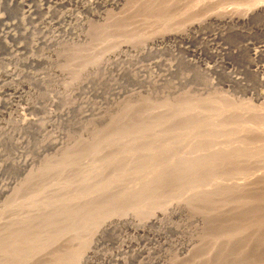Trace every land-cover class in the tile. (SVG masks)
<instances>
[{"label": "bare ground", "instance_id": "bare-ground-1", "mask_svg": "<svg viewBox=\"0 0 264 264\" xmlns=\"http://www.w3.org/2000/svg\"><path fill=\"white\" fill-rule=\"evenodd\" d=\"M201 1H204V0H201ZM206 1H208V0H206ZM210 1L211 0H209L208 2H210ZM215 1H217V0H215ZM231 2L235 3L233 1H231ZM250 2H251V0H250ZM246 4L248 5L249 2ZM252 4H253L252 6H250V4H249L250 7L248 6L247 7L248 9H244V8L241 9L242 11L240 10V8H242L243 6H241L240 8L239 7L234 8L232 6L233 8L229 9L228 7H226V8L224 7V9L217 11V12L215 11L214 13H211V12H213V10H212L210 12L211 14L207 13V15L210 16L211 19H213V20L228 22V21H243L246 18H248L249 15H252L255 12H262L264 14V1H262V0L257 1L256 0V1H253ZM240 5H241V3H240ZM217 7H218V5H217ZM219 7H220V5H219ZM65 17H67V16H65ZM163 19H162V21H163ZM184 19H186V18L184 17ZM178 20H179V18H178ZM159 21H160V19H159ZM79 22H81V21H79ZM176 24H173V27L170 28L169 30L164 28L163 25H162L163 28L154 29L150 32H147V31L141 32V30H139V32L137 31L138 35L134 34L136 36H134L131 33L132 31L130 32V30H131V28H133V26H131L130 30L127 28L123 29L124 37L120 36V34H119V37H122V38H117V37H116L117 39L114 38L115 40L113 41L114 43H112V46L111 45L107 46L110 48H107L105 45L104 46L102 45L103 51L99 52L98 54H92L89 56L80 57L79 49H78L77 52L75 54H73L75 57L74 63L76 62V64H77V65L75 64V66H74V64L71 63V62H73L72 61L73 59L71 60V62L70 61L68 62L69 59H65L64 55L62 56L63 58H59V55H57L55 60L58 62L61 60V62L58 63V65H57L58 67L56 66V68L51 70L52 72H49V74L47 76H41L39 74L28 73V72L24 74V73H20V72L14 71V70L6 71L5 75L8 78L11 77L15 81H16L17 77H20V79L19 78L18 79L21 80V77L23 78L24 75L31 78L34 81L39 82V83L47 82L48 80H51V81H54V85H56V82L58 83V81L60 80V83H58V85H56L57 90L55 91L56 94L53 97L51 96L52 95L51 93H50V95H47L48 97H45L44 95L41 96L42 94H40V96H39L38 94H36L35 91H32V90L31 91L26 90V92H24V94H19V96L21 97V101H23V104H25V107H24L25 109H41V107L43 106L42 100L50 102V104L49 103L47 104V102H44V103H46V105H51L52 103L53 104L54 103L55 104H58V103L63 104V107H61V109H59L57 112H55V113L49 112L46 115L44 114L45 117L41 116L42 119L41 118H34V117L28 118L27 116H26L27 117L26 118L23 116L24 113H23V115L18 113L17 119H16V120H18V122H16V124H14V125H12V124L3 125V127H1V129H0V140L1 139L4 140L7 137L9 138V136L12 133L18 134L17 139H15L16 141L11 142L13 146L22 147V148L28 147V143L26 142L27 140H25V138L23 136H21V134H20L22 131L30 130V129L36 130L37 128H41V127L44 128L45 130L47 127L52 128L54 126V128H55L56 127L55 122H56L57 118L63 120L62 122H64L65 120L69 121V120H71V115L74 113H76V117H78L79 123L86 121V120H88V121L89 120L99 121V120H104V119H110V118L111 119L109 120L110 121L109 123L107 121V124H106V127L104 128V131L97 132V130L94 131L93 128L84 126V129L87 131V132L85 131V133H86L85 137H84V133L83 134L81 133L82 135L80 134L81 136H79L77 138H75V136H73L74 138H71V137H69L68 133L64 134V132L63 133L61 132L60 135H49L46 132H45V135H43V133H41L43 135L42 136L43 140H41L40 144L37 146V148H35V153L40 154L41 149H43V148H56V153L58 154V157L53 159L52 161H50V159H48L49 161L47 160L46 162H44V164H41L36 169L33 168L34 165H33V158L32 157H29L26 155V156L20 157L18 159H11L10 157H6V155L3 153L4 150L2 151V149H0V173L2 171H4L5 168L10 167V166H14V167H17L20 169H24L27 172L25 174L26 176L24 177V179H22L20 182L9 181L5 184L2 183V185H0V204L5 203L3 206H0V207H2L0 210V228L4 226L2 228V229H4V232L3 233L1 232L3 235L0 238V247H2V246L7 247L5 250L2 248V253H0V264H3L2 261H4V263L6 262L4 260V258H5L4 254H7V252H8V254L12 253L14 256H17V257H20V255H21V258L27 260V259H30L31 255L34 254L36 252V250L41 252L40 255L43 254V255H46L48 257L50 256L48 254L52 253L49 258H51V257H54V258H51L52 261L50 260L51 261L50 264H85L93 256L98 254L99 251L96 250L97 249L96 248V243H97L96 241H99V238L101 239L102 234L106 231H111V230L114 231V229L117 226H119L121 224H125V223L131 224L136 229H139L142 231H147V227L149 228L150 226L158 225L159 230H158V232L157 231L156 232L159 235V237L163 236V233H165V230L169 231L168 229L174 230L177 234V237H175L176 239L173 240L174 241L173 244L171 242H169V241H171V240H169L168 243L162 244L160 249L158 247L157 251H161V250H163V251L159 252L160 253L159 255L156 254L157 257L154 256V254H152L151 251L147 250L145 252V250H144L143 252L146 254L140 255V258L137 259V264H147L150 260H154V259L157 260V262H156L157 264H206L207 259H208V261H210L209 264H211V261H212V264H214L215 262L213 263V259L210 258L211 255L213 256V254H214L217 256V254L219 253L220 254V255L218 254L220 256L219 258L222 259L221 253H222V255H224L226 252L230 251L228 249L227 250L224 249L226 252H224V253H223V251L221 252L222 246L225 245V242L230 243L233 241L235 242L237 240L240 241V240L246 239L248 241H253L252 244H254V242L256 240L259 241L260 236L262 238V235H264V165L261 166L259 164L258 167H256V169H252V171H250V170L249 171L248 170L242 171L241 167L238 169V167L236 166L237 169L234 171V173H239L238 175L241 174V176H243L242 174H245L244 177H242L243 180L225 182L223 180L222 181L220 180L221 179V173L219 172L220 170L218 171V169H217L218 167H215V165H214V164H216V161H214L215 158H214V160H211V157H210V161L208 160L209 162H207V164H206L207 166L205 164H203L206 162V160H205V162L202 163V160L205 159L204 157H207V153L205 155L203 153L204 151L203 152L199 151V152L201 154L203 153V155H205V156L195 155L193 158L188 160V162L190 164L192 162L191 165L185 164L186 165L185 167H176L175 165H176L178 160H174L172 163L169 164L170 166L165 165L166 167L161 166L160 163L157 162L156 164L159 163L160 166L158 165L157 168L154 167V169H153V165H152V168H150V167H147L146 164H148V163L151 164L152 162H155V160L152 161L151 158L153 156H155V154H157L158 152L160 153V151H158V150H160L161 147L159 149H157V148H154L156 145L153 147L152 144L149 145L150 144L149 143L144 152H137V150L134 151L135 149H133V147L134 146L136 147L137 143L140 142V140L142 138H144V136H146V135H150V138H148V139L150 141H153V142L155 140L157 141V139H159L161 137V136H156V132H153L154 125L152 123L149 124L150 122L148 123V121H150L149 119H152L154 121V123L156 121L160 122V120L163 117H166L168 115V111L170 112V110H171L170 105L171 104L167 105V104H169L168 101H167V103L164 102L162 104V106L161 105L159 106L160 107L159 109L154 110L152 108L153 110L150 109L149 110L150 112L148 113L149 103L147 105L146 102H148V100L146 102L144 101V103L147 106L146 107L144 106L142 108V111L143 112L146 111V112L144 114L142 112V114L140 113L141 115L138 116L140 118V121H141L140 125L141 124L142 125L140 126V128L139 127L136 128L135 135H131L129 132L130 131L129 129L132 128L131 126L133 124H135V121L132 123V122H129V120L134 119L135 118L134 115H136V113L132 112V110H131L133 107L130 104L131 102L130 103H128V102L124 103L123 100H121L122 101L121 104L118 105V104H116L118 102V101H116V99H120L121 97H124V96L130 98V96L133 94L128 89L121 91L122 86L120 85V83H117L116 79L119 77H123L124 75L130 74V73H135L136 75L139 74L138 77H140V78L138 79L139 81H138V83H136V85H137V87L138 86L141 87V89L145 88V86L143 88H142V86L145 83H149L150 81H152L151 85H154V84L156 85V84L162 83L163 81L168 79L167 76L170 75L171 73H173L175 71V67H177L175 62H174V67L170 66L169 68L164 69L165 72L163 71L164 72L163 76L162 75L157 76L158 80H156L157 78H154V79L151 78L152 80H149V78H148L149 75H146V77H145L142 74L144 67L140 66L139 68H137L139 70V72H137L138 73L137 74L136 71H138V70L132 69L128 64L131 62L133 63L134 60L137 62V60L139 59L137 56L146 50L145 45H148V43H151L150 41H152V40L161 41V39H164V38L182 37L183 29L186 28V26H185L186 24H181V23L179 25H176ZM120 25L118 24V26H120ZM187 25H188L187 27L189 28V24H187ZM129 26H130V24H129ZM137 27H140V26L137 25ZM120 28H121V26L119 27V29ZM116 29H117V27H116ZM146 29H144V30H146ZM101 31H103V29ZM101 31H98V32L95 31L97 33L96 35H98L97 37L100 38V40H99V38L96 37L98 39V41L100 42V44H102L107 39V38H105L107 36V33L104 32L105 30L103 32H101ZM135 32H136V30H135ZM64 33H65V31H64ZM123 33H121V34H123ZM108 35H109V32H108ZM182 39H184V38H182ZM55 42L59 43L58 41H55ZM93 44H95V43H93ZM132 49L134 51H138V52L136 54H130L131 52L127 53L128 51H131ZM136 57L138 59H136ZM49 58H50V56H47L46 58L43 56L42 57H30L29 61H40V60L47 61V59H49ZM144 66H146V65H144ZM147 71L149 73V70H147ZM100 72H101V74H100ZM24 78H26V77H24ZM182 78H185V77H182ZM27 81L30 82L29 79ZM91 82H97L98 86H100V84H106V83L110 84L109 95L110 96L113 95L114 97H109V95L105 96V98H104V99H106L105 102H103L102 104L94 105L92 102H90L89 95L90 94L91 95H97L101 92H100L99 87L91 86L90 85ZM168 84H169V82H168ZM134 85H135V83H134ZM149 85H150V83H149ZM160 85H162V84H159L158 87ZM165 85H167V84L165 83ZM163 86H164V84H163ZM22 87H23V85H22ZM139 87H138V89H139ZM82 91L83 92L86 91L87 92L86 94H88V96L85 93L84 94L86 96H84ZM124 91H126L127 93H122ZM134 91H135V89H134ZM128 92H130V93H128ZM138 93L135 92L134 94L136 95ZM185 93H184V95H185ZM46 94H48V92H46ZM20 97H18V98H20ZM78 98L81 99V103L77 100ZM127 99H126V101H127ZM208 100L210 101V99H208ZM186 101L184 100L183 104H181V106L179 105V107H176L177 110H175V111L173 110L171 112V116H170L171 119H168V117H167V119L170 121V123H177V124H175L174 127H177L176 125H178V122H179V129H181L180 123H182V122L186 123L191 118L192 119L197 118L196 117L197 114H196V112H194L195 108L192 106V104H187ZM189 102H190V99H189ZM203 102H205V100ZM226 102H227V100H226ZM194 103H193V105H194ZM215 104H219V102L215 103ZM215 104L214 105L210 104V107H211L210 111L211 112L209 114L211 115V119L213 118V121L215 119H219V117L222 114L224 115L225 113L227 115H231V116L233 115L234 119L237 115V116H239L238 117L239 120H244L247 117L246 113H244L243 110L248 105L243 107L244 109L241 111L239 108H238L239 110H236V109L232 110L229 107L226 109L224 108L223 111L220 112V109L223 107L222 105L224 103L223 104L221 103V105L220 104L215 105ZM2 105H4V104H2ZM19 105H20V103H19ZM208 105H207V107H208ZM224 105H226V104H224ZM199 106H200V108H197V110L200 109L202 111V109H201L202 105H199ZM215 106L217 108L213 109V108H215ZM19 107H21V106H19ZM174 107H175V105H174ZM226 107H228V106H226ZM251 107H252V105H251ZM16 109L18 110V108H16ZM248 109H249V107H248ZM253 109H254V106H253ZM3 110H5V109H3ZM137 110H139V109H137ZM226 110H227V112H225ZM246 110H247V108H246ZM115 111H116L115 115H112V117H110V118L109 117L106 118L111 112L115 113ZM130 111H131V113H134L133 114L134 118L132 117V114H131V116L129 115ZM205 111H203L204 114H203V112H201V114H203V116L206 115ZM207 111H208V109H207ZM249 111H252V110L250 109V110H248V112ZM259 111H260V109H259ZM136 112H138V111H136ZM256 113H257V111H256ZM256 113H253V111H252V113L250 112V114L248 116V122H247L248 126L243 121H240L238 126L236 125L234 127L236 132L238 133V135L239 134L243 135L244 133L246 136L248 134L249 135L250 134L257 135L258 137L264 135V127L261 126L263 123L261 122V124H260L259 117H258L259 123L256 122L257 125L248 124V123H250L251 117H252V119L255 118L254 116L256 115ZM151 116H152V118H149ZM203 116H202V118H203ZM129 117H132V119H129ZM199 117H198V119H199ZM249 117H250V119H249ZM205 118H206V116H205ZM262 118H260V119L262 120ZM135 119H137V117ZM163 119L165 120L166 118H163ZM163 119H162V121H163ZM204 119H202V120H204ZM211 119H210V121H212ZM220 119H221V117H220ZM4 120L5 119H3V121ZM10 120H11V117H10ZM199 120L201 121V119H199ZM224 120H226V119H224ZM255 120H257V119H255ZM42 121L44 122V124ZM57 121H59V120H57ZM215 121L211 122L212 126L214 125V127L217 126V121L216 122ZM226 121H228V120H226ZM229 121H231V119ZM232 121H233V119H232ZM232 121H231V123L234 126V122H232ZM165 122H167V120ZM195 122H197V121H195ZM4 123H6V122L4 121ZM7 123H8V121H7ZM57 123H60V121ZM236 123H238V122H236ZM251 123H254V122H251ZM1 124H3V123H1ZM83 124H81V126ZM137 124H135V125H137ZM229 124H230L229 122L228 123L225 122V124L222 127H221V125H222L221 124L220 130L225 131V133L229 132L231 130V128H229L230 127ZM258 124H260V125H258ZM164 125H166V123H164ZM193 125H195V123H193ZM197 125H198V123H197ZM202 125H204V124H202ZM232 125H231V127H232ZM159 126H161V125H157V129ZM188 126H189V124H188ZM188 126H186V127H188ZM169 127L167 126V128H166L167 132L169 131L168 130ZM201 128H199V129H201ZM217 128L218 127H216V129ZM73 129H75V126L73 127ZM184 129H185V126H184ZM204 129H205V127H204ZM208 129H209V126H208ZM164 130H165V127H164ZM176 130L178 133V128ZM166 131H164V133H166ZM181 131H182V129H181ZM182 132L184 133V131H182ZM209 132H210V130H209ZM220 132H222V131H220ZM231 132L233 133V131H231ZM231 132H229V133H231ZM212 133H213V131H212ZM212 133H210V134L212 135ZM215 133H216V131H215ZM180 134H182V133H180ZM192 134H194V133H192ZM202 134L207 135L209 133L207 132V134H206L204 132ZM219 134H221V133H219ZM215 135H217V134H215ZM221 135H219V136L222 137ZM180 136L182 138L184 135L183 136L180 135ZM198 136H201V135H198ZM224 136L225 135H223V138H224ZM157 137H159V138H157ZM175 137H174V139H175ZM231 137H233V136H231ZM195 138H196V136H195ZM237 138H239V137H237ZM250 138L252 139V137H250ZM200 139H201L200 142H203L202 138H200ZM247 139H249V138H247ZM164 140H165V138H164ZM177 140H179V139L177 138ZM212 140L214 141V139H212ZM223 140L224 139H222V141ZM255 140H256V138H255ZM168 141L169 140H167V142H165V145L167 143H169ZM189 141H188L187 145L191 143V142L189 143ZM230 141H231V139H230ZM170 142H171V140H170ZM225 142H228V141H225ZM248 142H249V140H248ZM257 142H258V140L255 141L256 144H257ZM145 143H147V142H145ZM160 143L161 142H159V145H160ZM184 143H186V142H184ZM203 143H205V142H203ZM207 143H208V140H207ZM211 143H212V141H211ZM216 143H215V145L219 146V144H216ZM228 143H225V146ZM235 143L237 144V142H235V141L232 144L235 145ZM172 144L174 147V142ZM223 144L221 143V145H223ZM250 144L251 143H249V145ZM125 145H130L129 146L130 149H128V150L122 149V148H124ZM175 145H176V142H175ZM190 145H192V144H190ZM194 145L195 144H193L191 146V148ZM202 145L198 144L197 146H201L200 148H202L203 147ZM246 145H248V144L246 143ZM121 146H123V147L120 148ZM197 146H195V147L197 148ZM230 146L232 147V145H230ZM241 146H243V145H241ZM241 146H239V147L237 146L238 148L235 147L236 148L235 150L239 151L242 148L244 149L245 147H247V146H245V147L243 146L241 148ZM170 147H172V145H170ZM217 147H214V145H213V148L215 149V151L217 150L216 149ZM227 147H229V146H227ZM252 147H253V144H252ZM139 148H140V146H139ZM139 148H138L139 151L141 149H143V148H141V149H139ZM176 148H177V145H176ZM211 148H209V149L211 150ZM250 148H251V145H250ZM104 149L106 150V152L104 151ZM163 149L166 150V147L164 146ZM178 149H180V148L178 147ZM181 149H183V148H181ZM256 149H257V147H256ZM260 149L264 150V145L263 144L261 145V143L258 146V150H260ZM156 150L158 151L157 153H156ZM254 150L252 152H251V150L249 151V153H250L249 159L257 160V161H252L253 166H255V164H258V163H261L262 161H264V159H263L264 154L259 152V151L254 152ZM167 151L169 153V148L167 149ZM219 151H217L215 154H217V153L219 154L220 153ZM195 152H197V151H195ZM195 152L193 151V153L191 152L189 154L193 155V154H195ZM221 152H222V150H221ZM231 152H230V154H231ZM163 154H164V150H163ZM166 154H167V152H166ZM173 154H175V152ZM186 154L188 155V152ZM223 154H224V152H222V155ZM245 154H246V152H245ZM245 154H243V155L245 156ZM106 155L108 156L107 160L105 159ZM159 155H162V154H159ZM233 155H234V153H233ZM233 155L231 157L229 156L230 159L227 158L228 164L233 163V159H234V158H232ZM167 156L168 155H166L164 159H166ZM176 156H175V158L174 157L173 158L176 159ZM210 156H214L213 153H212V155L210 154ZM238 156L239 155H236L234 161L236 160V158ZM161 157H163V155ZM246 157H248V156L246 155ZM168 158H171V157L169 156ZM201 158H202V160H200ZM181 159H183V158H181ZM157 161H158V159H157ZM162 161H163V159H162ZM170 161H172V160H170ZM179 161H180V159H179ZM200 161H201V163H200ZM218 161H220V160H218ZM248 161H250V160H248ZM186 162L187 161H185V163ZM238 162L236 160L234 164H236ZM122 163L124 164V168L121 169L119 166L120 171L117 170L118 169L117 165H121ZM164 163H163V165H164ZM166 163H167V160H166ZM227 163H225V164H227ZM246 163H244V164H246ZM134 164H136V165H134ZM179 164H180V162H179ZM198 164H200V165H198ZM202 164H203V166H202ZM218 164H220V163H218ZM244 164H240V165L243 166ZM114 165H116V168H115L116 170H112L113 173H111V174L108 173L107 178H106V175L103 176L104 179H101L100 183L97 184L96 181L99 182V179L101 178L100 176H102L104 171L108 170V172H110L111 171L110 167L113 168ZM183 165H184V163H183ZM246 166H247V164L245 165V167ZM133 167H136V168H133ZM225 167H227V166H225ZM225 167L219 166V168H221V169L225 168ZM233 167L234 168L232 170L235 169V166H233ZM127 168L130 170L131 174L137 173L140 171H145L147 175L143 176L142 179L140 177L141 180L139 181V183L132 185L131 188L130 187L124 188V185L126 183L125 179L127 180V177H131V176L127 175V174H129ZM72 169H74L75 171H76V169L78 170L77 177H76V175H74L76 177V180H75V178H73V180H72L71 179L72 177L68 178L65 176V174L68 173L69 171H71ZM243 169H244V166H243ZM227 171H228V169H227ZM73 172L71 174H73ZM229 172H231V171L229 170ZM223 174H226V173H223ZM135 175H138V174H135ZM226 175H230V174H226ZM233 175H235V174H233ZM52 176H53V178L56 177V179H55L56 182L54 181V182L50 183L49 180ZM231 177H233V176H230V180H232ZM225 178H228V177H225ZM236 178H234V179H236ZM102 180H104V181H102ZM133 181H134V179H133ZM135 181H136V179H135ZM123 182H124V184H123ZM204 182H206V183H204ZM45 183L47 184L46 186H45ZM257 184H259V185H257ZM29 186H32V188L38 187L36 189V191H39L38 193H40V195L47 192V194L52 199H54V195H52V194H55V193L58 194L60 192H66L68 190L71 191L72 188H74V189H72L73 194L70 198L60 195V197L59 196L55 197L56 201H54L51 204L50 199L47 202H45V201L40 202L38 200V197H36L38 193L37 194L35 193L36 195H29V197H27L28 199L25 198L26 200H22V198H19V197H22L23 192L26 189H28ZM164 189L165 190L167 189L166 190L167 191L166 197L164 196V198H163L164 200L160 201L161 196H163L161 193L164 192ZM82 190H84L83 192L86 191L85 192L86 197L83 198L84 201H80V200H82L81 199L82 196L80 194L81 193L84 194L83 192H80ZM68 193H71V192H68ZM160 194H161V196H160ZM105 195H108V197H106L108 199L104 198ZM101 196H102L103 201L100 205H98L100 203L99 200L101 199L100 198ZM7 197H8V199H7L8 202L6 203L4 198H7ZM96 197L99 200L96 199ZM72 198L74 200H72ZM18 199L22 200L21 203L18 201ZM45 199H46V197H45ZM104 199H106V200H104ZM70 201H72V202H70ZM117 202H120L119 204L123 203L125 205L124 206L121 205L122 208H120V207L118 208V207H116ZM88 203L90 205H87ZM74 205L78 206L77 211L74 210V207H73ZM69 207H73V210L69 209ZM252 208L253 209L256 208V210H254V212H253V210H251ZM239 213L244 214V217L241 216ZM235 214H237V215L239 214L240 218L241 217L244 218L242 220L244 225L241 226L242 222L241 223L239 222L240 227H238V225H237V229L234 227H231V228H234V229H232L234 231L228 232L227 230H223L225 226L222 224L224 226L223 228L221 227L223 232L219 237H216L217 235H215L213 238H211L212 237V235H211L210 239H209L206 236H203V233H202L203 231H201V230L205 231L204 228L207 225H209L210 222H212L210 224V225H212L213 222H217V220H221V218H224L226 221L229 219L237 218V216L234 217ZM225 217H227V218H225ZM227 222H230V221H227ZM234 222H236L235 219L233 220V224H234ZM217 224L219 225V223H217ZM217 224H216L217 227H215V231H218V225ZM208 227L210 229V226H208ZM212 228H214V227H212ZM221 228H220V230H221ZM226 229H227V227H226ZM249 229H250V231H249ZM228 230H230V229H228ZM212 231H214V230H212ZM148 232H149V230H148ZM220 232L221 231H219V234H220ZM204 234L206 235V232H204ZM213 235H214V233H213ZM208 237H209V233H208ZM161 240H164V239L161 238ZM248 241H245L244 244L242 243L243 247L239 251L240 256L238 254H236V255H238V258H241V257L245 258L243 256H245L247 254V250L252 249V248H249V249L247 248V247H249ZM163 242L164 241H162V243ZM260 242H261V240H260ZM236 243H234V244L236 245ZM242 244H240V245H242ZM255 244H256V248H257V243H255ZM22 245H24L25 247L23 248ZM173 245H174V247L176 246L177 249L181 248L185 252L183 254V257L178 259L175 256V254H174V256L171 255V253L169 252L170 249L168 250V248L172 247ZM260 245H262V242L260 243ZM260 245H258V248ZM199 247L202 249L204 248V251H201V252H203V254H198V257H196V258H195V256H196L195 255L194 259H192V256L194 255L195 251ZM240 247L239 248L234 247V248L239 250ZM127 248H128V246H127ZM56 250H60L61 252L56 254L55 253ZM199 250L200 249H198L197 252L200 253ZM217 251H220V252H217ZM235 251H237V250H235ZM249 251L251 252V250H249ZM141 252H142V250H141ZM252 252H253V249H252ZM21 253L26 254V255L22 257ZM139 253H140V251H139ZM155 253H158V252H155ZM228 253H230V252H228ZM236 253H238V251ZM99 254H98V256H99ZM253 254H251L249 256H253ZM258 255H261V254L259 253V254H257V256ZM180 256H178V257H180ZM229 256H232V255H229ZM229 256H227V257H229ZM9 257H11V256L9 255ZM113 257H115V256H113ZM21 258H19V260ZM129 258H131V257H129ZM35 259H39V258L35 257ZM114 259H116V258H114ZM125 259L122 260L123 264L125 263ZM220 259H218L217 261L215 260V261L217 263H220V261H219ZM224 259H222V260H224ZM227 259H225L224 261L228 262ZM248 259H249V257L246 258L245 260H248ZM11 260H13V259H11ZM251 260L252 259H250V263H251ZM22 261H24V260H22ZM235 261H237V260H235ZM243 261H244V259H243ZM253 261H252V263H253ZM258 261H260V260H258ZM34 262L39 263L40 261L36 260ZM49 262H47V264H49ZM231 262H233V260ZM12 263H13V261H12ZM217 263H215V264H217ZM233 263H235V262H233ZM237 263L238 262H236V264ZM14 264H18V260ZM22 264H24V262ZM26 264H28V263H26ZM41 264H43V263H41ZM258 264H260V263H258Z\"/></svg>", "mask_w": 264, "mask_h": 264}, {"label": "rangeland", "instance_id": "rangeland-1", "mask_svg": "<svg viewBox=\"0 0 264 264\" xmlns=\"http://www.w3.org/2000/svg\"><path fill=\"white\" fill-rule=\"evenodd\" d=\"M200 1L201 0H199V1L198 0H0V129H1V127H3V125H6V124H12V125L16 124V122H18V120H16L18 113H20L21 115H23V113H24L23 116L24 117L27 116L28 118H30V117L31 118H33V117L34 118H41V116L45 117V115L49 112L55 113L59 109H61V107H63L62 103H58V104L52 103L51 105H46V103H44V102H47V104L48 103L50 104V102L42 100L43 106L41 107V109H25L24 108L25 104H23V101H21V97L19 96V94H24V92H26V90H30V91L32 90V91H35L36 94H38L39 96H40V94H42L41 96L44 95L45 97H48L47 95H50V93H51L52 94L51 96L53 97L56 94L55 93V91L57 90L56 85H58V83H60V80L58 81V83L56 82V85H54V81H51V80H48L47 82L39 83V82L34 81L31 78L24 75L23 78L21 77V80H19L20 77H17L16 81H15L11 77L8 78L5 75L6 71L14 70V71L24 73V74L28 72V73L39 74L41 76H47L49 74V72H52L51 70L56 68L58 63L61 62V60L59 62L55 60L57 55H59V58H63L62 56L64 55L65 59H69L68 62L69 61L71 62V60L73 59L72 60L73 62H71V63L74 64V66H75L76 62L74 63L75 57L73 54H75L78 49H79L80 57L89 56L92 54H98L99 52L103 51L102 45L103 46L105 45L106 47L110 46V45L112 46V43H114L113 41L115 39L122 38V37H119V34H120V36L124 37L123 29L127 28L130 30L131 26H133V28H131L130 32L132 31L131 33L133 35L134 34L138 35L139 30H141V32H145V31L150 32L154 29H161L163 27L169 30L170 28L173 27V24H176V23H177L176 25H179L180 23L186 24L185 25L186 28L183 29L182 37L164 38V39H161V41L152 40V41H150L151 43H148V45H145L146 50L137 56L139 59L136 57V59H138L137 62L134 60L133 63L131 62L128 64L132 69H135V70H138L137 68H139L140 66L144 67V70L142 69L143 70L142 74L145 77H146V75H149L148 76L149 80H152L154 78H157L156 80H158L157 76H159V75L163 76V73L165 72L164 69L169 68L170 66L174 67V62L177 65V67H175V71L167 76L168 79L163 81L164 83L158 82L159 84H162L159 87H158L159 84H156L157 86L155 84H154L155 86L151 85L152 81H150L149 82L150 85H149V83H145L142 86V88L145 86V88H143V89H141V87H139V86H138L139 87V89H138V87L136 85V83H138V81H139L138 79L140 78V77H138L139 74L137 73V72H139V70L136 71V73L138 75H136L135 73H130V74H126L127 76L124 75L123 77L117 78L116 79L117 83H120V85L122 86L121 91L128 89L130 92H132V94L134 96L131 95L130 98L126 97V96H124V97L120 96L121 97L120 99H116V101H118L116 104L120 105L122 102L121 100H123L124 103L125 102H128V103L131 102L130 104H131V106H133L131 110H132V112L136 113V115H134V117L135 118L137 117L138 120L133 117L134 113H131V111H130L129 115L131 116V114H132V117L134 119H132V117H129V119H132V120H129V122L133 123L135 121V124H137V123L138 124L137 125L133 124L131 126L132 128L129 129L130 130L129 132L131 135H135L136 128H138V127L140 128V126L142 125V124L140 125L141 121H140V118L138 116H140L142 114V112H143L142 108L144 106L146 107L148 105V103H149L148 113L150 112L149 111L150 109L151 110L159 109L160 108L159 106L160 105L162 106V104L164 102L167 103V101H168L169 104H167V105H170V104L172 105V106L170 105L171 110H170V112L168 111V115L166 117H163V118H166L165 120L162 118L163 121L161 119L160 122L156 121L154 123V121L152 119H149V118H152V116L148 118L150 120V121H148V123L150 122L149 124L152 123L154 125L153 132H156V136H161L162 138L160 137L161 138L160 139L159 137H157L159 139H157V141L155 140L153 142V141H150L148 139V138H150V135H146V136H144V138H142L140 140V142L137 143L136 147L135 146L133 147V149H135L134 151L137 150V152H144L149 143H150L149 145L152 144L153 147L155 145L156 146L158 145L157 147L155 146L154 148L159 149L161 147L160 150H158V151H160V153L157 150H156V153L158 152L159 154H162L163 157H161L162 155H159L158 153L155 154V156H153L151 158V160L152 161L155 160V162H152L151 164L150 163L146 164L147 167L152 168V165H153V169H154V167L157 168L159 163L163 167L165 165L170 166L169 164L172 163L174 160H178L176 165H175L176 167H185L186 165L190 164L188 162V160L193 158L195 155L205 156L207 153V157H204L205 158V159L203 158L204 160H202V158L200 160H202V163L205 162V160H206V162L203 163L206 165L207 162L210 161V157H211V160H214V158H215L214 161H216V164H214V165H215V167H218L217 168L218 171L220 170L219 172L221 173V179H220L221 181L223 180L225 182H230V181H236V180L237 181L243 180L242 177H244L245 174H242L243 176H241V174L238 175L239 173H234V171L237 169L236 166L238 167V169L241 167L242 171H247V170L252 171V169H256V167H258L259 164L261 166L264 165L263 164L264 161H262L261 163L255 164V166H253L252 161H257V160L249 159V156H250L249 151L250 150L252 152L255 149L254 152L259 151V152L264 154L263 149L258 150V146L260 145V143H261V145L262 144L264 145V143H263L264 142L263 141L264 135H262L263 137L262 136L258 137L257 135H252V134H250L251 136L249 134L246 136L245 133L243 135L242 134L238 135V133L236 132V130L234 128L236 125L238 126L240 121H243L247 125L248 116H249L250 112L252 113V111H253V113H256V111H257V113L254 116L255 118L252 119V117H251L252 120L249 117L250 123H248V124L257 125V123H259V121H260V124H261V122L264 124V122H263L264 121V119H263L264 118V14L262 12H255L252 15H249V17L243 21H228V22L216 21V20L211 19V17L208 16L207 13L211 14V13H214L215 11L216 12L220 11V10L224 9V7L225 8L228 7L230 9L233 7L234 8L235 7L240 8L241 6H243L242 8H240V10L243 8L248 9L247 7L249 6V4H250V6H252L253 5L252 2L256 1V0H251V2H250V0L249 1L248 0H217V1L211 0L210 2H208L209 0L208 1L204 0L201 2ZM231 1H233L235 3H232ZM257 1H261V0H257ZM262 1H264V0H262ZM248 2H249V4L247 5L246 3H248ZM240 3H241V5H240ZM194 4L195 5L197 4L198 6L197 5L195 6ZM217 5H218V7L220 5V7H219L220 9L217 7ZM212 10H213V12H211ZM65 16H67V17H65ZM184 17L186 19H184ZM178 18H179V20H178ZM159 19H160V21H159ZM162 19H163V21H162ZM79 21H81V22H79ZM118 24L119 25L121 24L120 26L122 29L121 28L119 29L120 26H118ZM129 24H130V26H129ZM136 24L140 27H137ZM187 24H189V28L187 27L188 26ZM162 25H163V27H162ZM116 27H117V29H116ZM102 29H103V31L105 30L104 32L107 33V36L105 37L107 39L102 44H100V42L97 39L99 37H97L98 35H96L97 33L95 31L98 32V31H101ZM144 29H146V30H144ZM135 30H136V32H135ZM64 31H65V33H64ZM103 31H101V32H103ZM108 32H109V35H108ZM121 33H123V34H121ZM136 35H134V36H136ZM182 38H184V39H182ZM99 40H100V38H99ZM55 41H58L59 43H56ZM93 43H95V44H93ZM107 48H110V47H107ZM137 52L138 51H134L132 49L131 51H128L127 53L136 54ZM42 56L45 58L47 56H50V58L47 59V61H42V60H40V61H29L30 57H42ZM144 65H146V66H144ZM147 70H149V73ZM100 74H101V72H100ZM181 76L185 77V78H182ZM24 77H26V78H24ZM28 79L30 82L27 81ZM168 82L170 85L168 84ZM134 83L136 86L134 85ZM165 83L167 85H165ZM163 84H164V86H163ZM22 85H23V87H22ZM90 85L94 86V87H99L100 92H101L97 95H91L90 94L89 95L90 102H92L94 105L102 104L103 102H105L106 99H104V98H105V96H108L109 92H110V84L106 83V84H100V86H98L97 82H91ZM134 89H135V91H134ZM45 91L48 92V94H46ZM130 92H128V93H130ZM135 92L136 93L139 92L138 94H136L137 96L134 94ZM82 93L86 94L87 92L82 91ZM122 93H127V92L124 91ZM184 93H185V95H184ZM85 94H84V96H86V95L88 96V94H86V95ZM18 97H20V98H18ZM109 97H114V96L109 95ZM125 98L126 99L128 98L127 101ZM189 99H190V102H189ZM208 99H210V101ZM77 100L81 103V99L78 98ZM147 100H148V102H146ZM184 100L185 101L187 100L186 101L187 104H192V106L195 108L194 112H196V114H197V116H196L197 118H195V119L191 118L186 123L185 122L180 123V128L182 129V131H184L185 134L181 131V129H179V122H178V125H176L177 127H174L175 124H177V123H170V121L168 120V119H171V117H170L171 112L173 110L174 111L177 110L176 107H179V105L181 106V104H183ZM204 100H205V102H203ZM226 100H227V102H226ZM144 101L147 103V105L144 103ZM217 101L219 102L220 105H221V103L226 104V105H224V104L222 105L223 107L220 109V112L223 111L224 108L226 109L229 107L232 110H235V109L239 110L240 109V111H241L244 109L243 107L248 105L243 110L244 113H246L247 117L244 120H239L238 119L239 116H237V115L234 119L233 115L232 116L227 115L226 113L224 115L222 114L220 116L221 119H220V117H219V119H215L217 121L216 127H218L216 129V127H214V125L212 126V124H211V122H214L215 120L213 121V118L211 119V115L209 113L211 112L210 111V108H211L210 104L214 105L215 103H218ZM19 103H20V105H19ZM193 103H194V105H193ZM2 104H4V105H2ZM219 104H215V105H219ZM174 105H175V107H174ZM199 105H202V107L204 106L203 107L204 109L201 107L202 111L200 109L197 110V108H200ZM207 105H208V107H207ZM251 105H252V107H251ZM19 106H21L22 108ZM226 106H228V107H226ZM253 106H254V109H253ZM248 107H249V109H248ZM16 108H18V110ZM216 108L217 107L215 106V108H213V109H216ZM246 108H247V110H246ZM3 109H5V110H3ZM137 109H139V110H137ZM207 109L209 112L207 111ZM250 109L252 111L248 112V110H250ZM259 109H260V111H259ZM116 111H115V113L111 112L110 113L111 115L109 114L106 118H108V117L110 118V117H112V115H115ZM136 111H138L139 113ZM203 111H205V114H206L204 116H203V114H204ZM145 112L146 111H144L143 114ZM201 112H203V114H201ZM225 112H227V110ZM202 116H203V118H202ZM205 116H206V118H205ZM10 117H11V120H10ZM167 117H168V119H167ZM198 117H199V119H201V121L198 119ZM258 117H259V121H258ZM260 118H262V120ZM3 119H5L4 121L6 123H4ZM110 119H104V120H99V121H96V120L95 121H91V120L88 121V120H86V121L79 123V121H78L79 119H78V117H76V113H74L71 115V120H69V121L65 120L64 122H62L63 120L57 118V120H59L60 123H57L59 121L56 120V122H55L56 127L55 128H54V126L52 128L47 127L45 130L44 128L41 127V128H37L36 130L30 129V130L22 131L20 134H21V136H23L25 138V140H27L26 141L28 143L27 148L13 146L11 142L16 141L15 139H17L18 134L12 133L9 136V138L7 137L8 139L5 138L4 140H2V139L0 140V149H2V151L4 150L3 153L6 155V157H10L11 159H18V158L24 157L26 155L29 157H32L33 158V165H34L33 168L36 169L41 164H44V162H46L48 159H50V161H52L53 159L58 157V154L56 153V148H43V149H41L40 154L35 153V148H37V146L40 144L41 140H43L42 136L45 135V132L48 133L49 135H60L61 132L62 133L64 132V134L68 133L69 137H71V138H74L73 136H75V138H77L84 133V137H85V134H86L85 131L86 130L84 129V126L93 128V130L94 131L97 130V132L104 131V128L106 127L107 121L109 123ZM202 119H204L205 121ZM210 119L212 121H210ZM224 119H226L228 121H226ZM230 119H231V121L233 119L232 122H234V126L232 125L231 121H229ZM255 119H257V120H255ZM166 120H167V122H165ZM7 121H8V123H7ZM195 121H197V122H195ZM192 122L195 123V125H193ZM225 122L226 123L229 122L232 125L233 128L229 124V126H230L229 128H231V130L229 132L233 131V133L232 132L231 133H229V132L225 133V131L220 130L221 129L220 125L222 124L221 125V127H222L225 124ZM236 122H238V123H236ZM251 122H254V123H251ZM1 123H3V124H1ZM164 123H166V125L168 127L170 126L168 128L169 133L166 131L167 126L164 125ZM197 123H198V125H197ZM43 124H44V122H43ZM81 124H83V125L81 126ZM188 124H189V126H188ZM202 124H204V125H202ZM260 124H258V125H260ZM263 124L261 126L264 127ZM73 125L75 126V129H73V127H74ZM157 125H161V126H159L157 129ZM184 126H185V129H184ZM186 126H188L189 128ZM208 126H209V129H208ZM164 127H165V130H164ZM204 127H205V129H204ZM177 128H178V133L176 130ZM199 128H201V129H199ZM163 130L166 131V133H164ZM209 130H210V132H209ZM212 131H213V133H212ZM215 131H216V133H215ZM220 131H222V132H220ZM204 132L206 134H207V132L209 134L212 133V135L211 134L210 135L209 134H207V135L202 134ZM41 133H43V135ZM180 133H182V134H180ZM192 133H194L195 135ZM219 133H221L222 135ZM197 134L201 135V136H198ZM215 134H217L218 136L221 135L222 137H220V136L218 137ZM180 135H182V136L184 135V136L181 138ZM223 135H225L224 138H223ZM195 136H196V138H195ZM231 136H233V137H231ZM174 137H175V139H174ZM237 137H239V138H237ZM250 137H252V139ZM164 138H165V140H164ZM177 138L179 140H177ZM200 138H202V141L205 143L200 142L201 141ZM247 138H249V139H247ZM255 138H256V140H255ZM197 139L198 140L200 139V140L198 141ZM212 139H214V141ZM222 139H224V140L222 141ZM230 139H231V141H230ZM167 140H169L168 141L169 143H167L165 145V142H167ZM170 140H171V142H170ZM207 140H208L209 144L207 143ZM248 140H249V142H248ZM257 140H258V142L256 144L255 141H257ZM158 141L161 142L160 145H159ZM188 141H189V143L191 142L190 144H192V145L195 144V145L191 148L192 145H190V144H188L189 146L187 145ZM211 141H212V143H211ZM225 141H228L229 143L225 142ZM234 141L237 142V144L235 143V145H233L232 143H234ZM145 142H147V143H145ZM173 142H174V147L172 144ZM175 142H176L177 148H176ZM184 142H186V143H184ZM215 143L219 144V146L215 145ZM221 143L222 144L224 143V144L221 145ZM225 143H228L229 145L227 144L225 146ZM246 143L248 145H246ZM249 143H251L250 144L251 148H250ZM169 144L172 145V147H170ZM196 144L197 145L203 144L202 145L203 147L200 148L201 146H197ZM212 144L214 145V147L218 146L216 148L217 149L216 151L213 148ZM252 144H253V147H252ZM138 145L140 146V148ZM230 145H232V147ZM236 145L238 147L241 145H243L244 147L245 146H247V147H245L243 149L242 148L243 146H241L242 149L240 148L241 150L238 151V150H235L236 149L235 147H237ZM129 146L130 145H125L124 148H122L123 146H121L120 148L128 150V149H130ZM164 146L166 147V150L163 149ZM195 146H197V148ZM227 146H229V147H227ZM178 147L180 149H178ZM256 147H257V149H256ZM138 148L139 149L143 148V149H141L139 151ZM168 148H169V153L167 151ZM181 148H183V149H181ZM209 148H211V150ZM219 148L222 150V152H224L223 155H222V152ZM163 150H164V154H163ZM104 151L106 152L105 149H104ZM193 151L194 152L197 151V152H195V154H193V155L189 154L191 152L193 153ZM199 151L200 152L204 151L203 153L205 155H203V153L201 154ZM217 151H219L220 153L215 154ZM166 152H167V154H166ZM174 152H175V154H173ZM187 152H188V155L186 154ZM230 152H231V154H230ZM245 152H246V154H245ZM212 153L214 156H210V154L212 155ZM233 153H234V155H233ZM243 154H245V156ZM166 155H168V156L166 157V159H164ZM174 155L175 156L177 155L176 159H174L175 158ZM232 155H233L232 158H234V159H235L236 155H239L236 158L237 162L238 161L239 162L234 164L236 160L234 161V159H233V163H230L231 164L230 165L227 162H228V159H230V157ZM246 155L248 157H246ZM169 156L171 158H168ZM156 158L158 159V161ZM181 158H183V159H181ZM105 159L106 160L108 159L107 155L105 156ZM162 159H163V161H162ZM179 159H180V161H179ZM166 160H167V163H166ZM170 160H172V161H170ZM218 160H220L221 162ZM248 160H250V161H248ZM185 161H187V162L185 163ZM157 162H159V163L156 164ZM179 162H180V164H179ZM163 163H164V165H163ZM183 163H184V165H183ZM200 163H201V161H200ZM218 163H220V164H218ZM225 163H227V164H225ZM244 163L247 164L246 167H245L246 164H244ZM191 164H192V162H191ZM203 164H202V166H203ZM240 164H244L243 165L244 169H243V166ZM121 165H117V168H118L117 170L120 171V168L121 169L124 168V164L122 163ZM134 165H136V164H134ZM198 165H200V164H198ZM218 165L220 167H225V166H227V167L221 169V168H219ZM119 166H120V168H119ZM233 166H235L234 170H232L234 168ZM113 168L110 167V169H111V171L109 170L110 172H108V170L104 171L102 176H100L101 178L99 179V182L96 181V183L97 184L100 183V180L104 179L103 176H105V175L107 178L108 173H110V174L113 173L112 170H116L115 169L116 165H114ZM133 168H136V167H133ZM227 169H228V171H227ZM229 170L231 172H229ZM72 172H73V174H71ZM26 173L27 172L24 169H20V168L14 167V166L7 167L4 169V171H2L0 173L1 174L0 175V185H2V183L5 184L9 181L20 182L22 179H24V177L26 176L25 175ZM77 173H78L77 169H76V171L74 169H72L71 171L66 173L67 175L65 174V176L68 178L72 177L71 178L72 180H73V178H75V180H76V177L78 175ZM128 173L130 175L129 174H127V175L131 176V177H127V180L125 179L126 183L124 185V188L125 187L131 188L132 185L138 184L139 181L143 178V176L147 175L145 171H140V172L131 174L129 169H128ZM223 173L230 174V175H226ZM135 174H138L139 176L135 175ZM233 174H235V175H233ZM74 175H76V177ZM230 176H233V177H231L232 180H230ZM140 177H141V179H140ZM225 177H228V178H225ZM234 178H236V179H234ZM55 179H56V177L53 178V176H52L50 178L49 182L52 183L55 181ZM133 179H134V181H133ZM135 179H136V181H135ZM226 179L227 180L229 179V180L227 181ZM102 181H104V180H102ZM204 183H206V182H204ZM123 184H124V182H123ZM46 185L47 184L45 183V186ZM257 185H259V184H257ZM33 188H32V186H29V188L23 192L24 195L22 194V197H19V198H22V200H26L25 198L29 197V195H36L39 192V191H36V189L38 187L37 188L33 187ZM72 189H74V188H72ZM72 189H71V191L68 190L66 192H60L58 194L55 193L57 196L55 194H52V195H54V199H52L47 194V192H45V193L42 192L43 194H41V195H40V193H38L36 197H38V200L40 202L41 201L47 202L50 199V203L52 204L54 201H56L55 197H58V196L60 197V195L70 198L73 194ZM166 190L164 189V192L161 193L163 196H161V194H160V196H161L160 201L164 200L163 199L164 196L166 197V193H167ZM83 191L84 190H82L80 192H83ZM68 192H71V193H68ZM85 192H83L84 194H82V193L80 194L82 196L81 197L82 200H80V201H84L83 198L86 197ZM45 197H46V199H45ZM106 197H108V195L104 196V198H106ZM100 198L101 199L99 200L96 197V199H98L100 201V203L98 205H100L103 201L102 196ZM7 199H8V197L4 198L6 203L8 202ZM106 199H108V198H106ZM106 199H104V200H106ZM22 200L18 199V201L20 203ZM72 200H74V199L72 198ZM70 202H72V201H70ZM119 203L120 202H117V206H116L118 208L119 207L122 208L121 205H123V206L125 205L123 203H121V204H119ZM4 204L1 203L0 206H3ZM87 205H90V204L88 203ZM73 207H74V210L77 211L78 206L74 205ZM73 207H69V209L73 210ZM1 208L2 207H0V210H1ZM251 210H253V212H254V210H256V208H254V209L252 208ZM239 214L234 215V217L237 216V218H234L236 220V222H234V224H233L234 219L227 220V221H230L231 222L230 223V222H227L224 218H221V220H217V222H213L212 225H210L212 223V222H210V224L204 228L205 231L201 230V231H203L202 232L203 236H206L207 238L210 239L211 235H212L211 238H213L215 235H217L216 237H219L222 234L223 230H227L228 232L234 231L232 229H234V228L237 229V225H238V227H240L239 224L244 219L243 218L244 214H240L241 216H243L241 218H240ZM225 218H227V217H225ZM217 223H219V225ZM216 224L218 225V231H215V227H217ZM242 225H244L243 222L241 223V226ZM208 226H210V229L212 227H214V228H212L210 230ZM3 227L0 228V233L4 232V229H2ZM219 227L220 228L224 227V229L222 230V228H221V230H220ZM226 227H227V229H226ZM231 227H234V228H231ZM228 229H230V230H228ZM250 229H249V231H250ZM148 230H149V232H148ZM158 230H159L158 225H153V226H150L149 228L147 227V231H142V230L136 229L131 224H128V223L121 224V225L117 226L114 229V231L113 230L106 231L102 234L101 239L99 238V241H96L97 242L96 243V248H97L96 250L99 251L98 252V254L100 253L99 256H98V254L93 256L91 258L92 260L91 259L88 260L85 264H121L122 260H124L125 258L126 259H125L124 264H137V259L140 258V255L146 254L143 252L144 250H145V252L147 250L151 251L152 254H154V256L157 257V255L160 254L159 252L163 251V250L157 251L158 247L160 249L161 245L168 243L169 240H171L169 242H171L173 244V242H174L173 240H175L176 239L175 237H177L176 232L172 229L171 230L168 229L169 231L165 230V233H163V236L159 237V235L157 234ZM212 230H214V231H212ZM219 231H221L220 234H219ZM204 232H206V235L204 234ZM207 232L209 233V237H208ZM2 233L0 234V238L3 235ZM213 233H214V235H213ZM263 237H264V235H262V238L260 236L259 241L256 240L254 242V244H252L253 241H248L246 239H243L240 241L237 240L235 242L233 241L230 243L225 242V245L222 246L221 252L223 251V253H224V252H226L225 250L228 249V250H230V251H228L230 253L226 252L224 255H222V253H221V258L222 259L228 258L227 259L228 262H225L224 261L225 259L224 260L220 259L219 253H218L219 255L217 254L218 257L213 254V256L212 255L210 256V258L213 259V263L214 262L217 263L216 261L218 259H220L219 260L220 263H217V264H224V263L225 264H228V263L229 264H236V262H238L237 264H251L253 260L254 261L252 264H258V263L264 264V238ZM161 238L164 240H161ZM260 240L262 242V245H260V243H261ZM162 241H164V242L162 243ZM245 241L249 242V245H248L249 247H247V248L248 249L252 248L253 252H252V249H249V250H251V252L249 250H247V254L245 256H243L245 258H242V257L238 258V255L240 254L239 251L243 247V244ZM234 243H236V245ZM255 243H257V248H256ZM240 244H242V245H240ZM258 245H260L259 248H258ZM127 246H128V248H127ZM238 246L239 247L241 246L239 250L236 249V248H239ZM22 247L24 248L25 246L22 245ZM234 247H236V248H234ZM2 248L5 250L7 247H5V246L0 247V253H2ZM169 249H170L169 252L171 253V255L174 256V254H175V256L178 259L183 257V254L185 253L181 248L177 249V247L176 246L174 247V245L172 247H169L168 250ZM198 249H200L199 250L200 253L197 252ZM198 249L195 251V253L196 252L197 253L196 254L194 253V255L192 256V259H194L195 255H196L195 256V258H196V257H198V254H203V252H201V251H204V248L202 249L199 247ZM141 250H142V252H141ZM235 250H237L238 253H236L237 251H235ZM139 251H140V253H139ZM59 252H61V251L56 250L55 253L57 254ZM155 252H158V253H155ZM217 252H220V251H217ZM259 253L261 255L257 256V254H259ZM40 254H41V252L36 250V252L31 255L30 259L26 260V259L21 258V255H20V257H17V256H14L12 253L8 254V252H7V254H4V256H5L4 260L6 261L5 262L6 264H14L17 260H18V264L19 263L22 264L23 262H24V264H26V263H28V264H34V263L35 264H41V263L47 264V262H49L50 260L52 261L51 258H54V257L49 258L52 253L48 254V255H50L49 257L46 255H43V254L40 255ZM236 254H238V255H236ZM251 254H253V256H249ZM9 255L11 257H9ZM25 255L26 254H22V257ZM229 255H232V256H229ZM113 256H115V257H113ZM128 256L131 258H129ZM178 256H180V257H178ZM227 256H229V257H227ZM35 257L39 258V259H35ZM248 257H249V259L245 260ZM19 258H21L24 261H22L21 259L19 260ZM114 258H116V259H114ZM11 259H13V260H11ZM243 259H244V261H243ZM250 259H252L251 263H250ZM36 260H38L40 262L39 263L34 262ZM232 260L235 263L231 262ZM235 260H237V261H235ZM258 260H260V261H258ZM12 261H13V263H12ZM51 261L49 262V264L51 263ZM206 261H207L206 264L210 263V261H208V259ZM156 262H157V260L154 259V260H150L147 264H157ZM2 263L5 264L4 261H2ZM211 264H212V261H211Z\"/></svg>", "mask_w": 264, "mask_h": 264}]
</instances>
